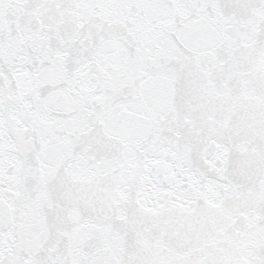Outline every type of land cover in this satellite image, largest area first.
Returning a JSON list of instances; mask_svg holds the SVG:
<instances>
[{
  "label": "snow or ice",
  "instance_id": "6c2138e0",
  "mask_svg": "<svg viewBox=\"0 0 264 264\" xmlns=\"http://www.w3.org/2000/svg\"><path fill=\"white\" fill-rule=\"evenodd\" d=\"M0 264H264V0H0Z\"/></svg>",
  "mask_w": 264,
  "mask_h": 264
}]
</instances>
